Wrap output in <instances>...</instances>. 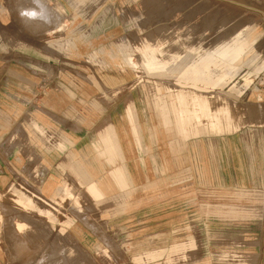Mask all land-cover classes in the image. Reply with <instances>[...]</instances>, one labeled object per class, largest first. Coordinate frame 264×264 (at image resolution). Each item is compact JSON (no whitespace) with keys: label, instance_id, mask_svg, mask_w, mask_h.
I'll list each match as a JSON object with an SVG mask.
<instances>
[{"label":"rangeland","instance_id":"1","mask_svg":"<svg viewBox=\"0 0 264 264\" xmlns=\"http://www.w3.org/2000/svg\"><path fill=\"white\" fill-rule=\"evenodd\" d=\"M33 1L0 0V70H22L27 59L32 70L47 69L49 76L61 71L66 81H73L66 78L73 72L83 87L104 78L103 87L120 88L109 93L138 90L156 121L164 130L174 131L175 138L201 129L208 147L214 149V138L231 134L239 140L240 152L250 153L251 162L264 158V0H41L56 10L58 22L45 20ZM22 11L31 15L22 18ZM198 87L206 88L205 94H194ZM243 92L250 94L249 102L246 97L231 99V93ZM222 104L234 113L233 123L221 115L216 129L210 115ZM193 109L196 115H190ZM167 114L169 122L164 121ZM234 123L239 129L228 131ZM15 186L0 191V201L35 202L36 210H26L44 222H22V205L0 207V264L17 260L82 264L79 246L67 232L69 225L60 222V216L72 211H77L81 224L101 236L94 264L156 259H152L155 252L141 254L152 240L137 237L139 231L158 225L136 223L135 209H128L127 223H110L119 212L90 207L99 196L79 183L55 184L45 197ZM58 188L60 197L50 196ZM201 211L207 238L195 247L191 244L187 255L176 259L193 264H264V192L208 191ZM218 220H223L222 230ZM19 222L24 229L18 228ZM108 232L123 237L112 239Z\"/></svg>","mask_w":264,"mask_h":264},{"label":"crops","instance_id":"2","mask_svg":"<svg viewBox=\"0 0 264 264\" xmlns=\"http://www.w3.org/2000/svg\"><path fill=\"white\" fill-rule=\"evenodd\" d=\"M26 60L22 70H0V191L19 184L45 197L58 183L76 182L87 192L94 184L100 196L90 207L119 212L108 222L127 223L128 209H135L136 223L158 225L139 231L137 238L152 240L141 254L155 252L152 259L156 257L141 264H193L176 256L187 255L191 244H203L207 238L201 207L208 191L264 192V158L251 162L248 151L240 152L235 136L214 138V149L201 129L177 139L156 121L138 90L109 93L120 88L103 87L104 78L83 87L73 72L66 77L73 81H66L63 72L49 76L47 69L32 70ZM194 90L198 95L206 92ZM230 95L237 102L243 97L250 101L246 92ZM59 191L50 196L59 198ZM18 205L24 208L22 222L42 221L26 210H36L35 202L0 201L2 208ZM43 212L38 208V215L44 217ZM60 217L79 246L82 264H94L101 236L81 224L77 211ZM218 221L222 230L223 220ZM107 234L112 239L122 236Z\"/></svg>","mask_w":264,"mask_h":264},{"label":"bare ground","instance_id":"3","mask_svg":"<svg viewBox=\"0 0 264 264\" xmlns=\"http://www.w3.org/2000/svg\"><path fill=\"white\" fill-rule=\"evenodd\" d=\"M29 1V0H28ZM35 1V0H34ZM33 1V2H34ZM30 2H31V0H30ZM29 3V2H28ZM35 3H37L38 4V6H40L39 8H41V11H42V14H43V18H45V20H51V21H53V22H58V18H60V17H58V14H57V12H56V10L55 9H51L50 8V6H48V5H46V4H43L42 2H41V0H36V2ZM31 4H34V3H31ZM30 4V5H31ZM32 6V5H31ZM35 6V5H34ZM36 7H37V5H36ZM36 7H33L35 10H37L36 9ZM29 8H30V6H29ZM32 8V7H31ZM38 8V9H39ZM34 9H32V11H35ZM38 11V10H37ZM40 11V12H41ZM31 13V12H30ZM32 13H34V12H32ZM35 14H37L38 15V13H36L35 12ZM35 14H34V16H35ZM36 15V16H37ZM40 16V15H39ZM29 17V16H28ZM32 17V16H31ZM30 17V18H31ZM42 17H41V19H42ZM32 19H34V18H32ZM38 19V18H37ZM40 19V20H41ZM42 21H44V20H42ZM164 39H166V37L164 38ZM220 98H222V97H224V96H222V95H218ZM218 97V98H219ZM228 99V98H227ZM222 103V102H221ZM224 103V102H223ZM223 105V104H222ZM196 111V109H193L192 110V112L190 113V115H196V113H194ZM220 112H222L221 114H220ZM246 113V112H245ZM221 115L223 116V118H225V121L227 122V123H233V115H234V113L230 110V107H228V105L227 104H224L222 107H220L219 106V112L218 113H215V114H212V115H210L211 117V119L213 120L212 122H216V123H211V126L213 127V128H218L219 127V120H220V118H221ZM164 121L165 122H169V118H168V114L167 115H164ZM263 122H264V120H263ZM218 123V124H217ZM230 124H229V126L227 127L229 130L228 131H235V130H238L237 129V127H238V125H236L235 123L232 125V126H230ZM218 126V127H217ZM176 130V129H175ZM69 158H70V156H69ZM73 165H75L74 164V162H73ZM78 168V167H77ZM76 168V170H78ZM81 173V172H80ZM79 175H81V174H79ZM83 176V175H82ZM81 177V176H80ZM115 177L116 178H118V179H120V180H122L121 179V177L120 176H116L115 175ZM83 179V178H82ZM86 179V178H85ZM115 181V180H114ZM86 184V183H85ZM126 187V186H125ZM88 192L91 194V195H93L94 197H98V196H100L99 195V193H98V191H97V189H96V187H95V185L94 184H91L89 187H88ZM99 198V197H98ZM11 220V219H10ZM8 223V222H7ZM17 223V222H16ZM16 225V224H15ZM8 228V227H7ZM18 228L19 229H24V227H22V223H18ZM10 240V239H9ZM16 262V264H20V261L19 260H17V261H15ZM21 263H23V260H22V262Z\"/></svg>","mask_w":264,"mask_h":264},{"label":"clouds","instance_id":"4","mask_svg":"<svg viewBox=\"0 0 264 264\" xmlns=\"http://www.w3.org/2000/svg\"><path fill=\"white\" fill-rule=\"evenodd\" d=\"M20 15H21V17L23 18V17H25V16H30L31 14L28 13V12H26V11H22V12L20 13Z\"/></svg>","mask_w":264,"mask_h":264}]
</instances>
